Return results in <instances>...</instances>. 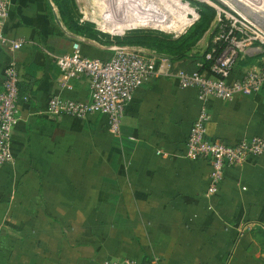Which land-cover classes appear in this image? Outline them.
<instances>
[{"label": "crops", "instance_id": "1", "mask_svg": "<svg viewBox=\"0 0 264 264\" xmlns=\"http://www.w3.org/2000/svg\"><path fill=\"white\" fill-rule=\"evenodd\" d=\"M3 32L24 45L12 54L0 49V81L13 59L27 101L18 104L13 160L0 166V264L123 257L141 264H264V154L226 170L214 195L207 194L208 163L185 157L202 108L209 140L264 139V86L202 103L197 89L157 75L133 92L113 134L104 116L52 118L46 106L52 96L86 101L89 94L84 79L60 87L51 54H65L77 41L83 55L106 60L117 39L71 33L52 0H11ZM256 47L262 46L238 59L230 81L264 58V47ZM170 64L172 71L196 69L189 59Z\"/></svg>", "mask_w": 264, "mask_h": 264}, {"label": "built area", "instance_id": "2", "mask_svg": "<svg viewBox=\"0 0 264 264\" xmlns=\"http://www.w3.org/2000/svg\"><path fill=\"white\" fill-rule=\"evenodd\" d=\"M10 4L11 0H0V49L12 54L24 45V41L3 32ZM235 14L218 10V23L211 38L212 47L206 55L211 65L201 72L172 71L166 57L139 46H115L108 59H96L83 55L79 42H73L67 53L51 54V57L58 70L60 87L69 89L71 81L84 79L89 86L88 99L73 101L52 96L47 102L46 113L52 118L72 117L78 120L98 114L107 119L110 131L118 134L124 108L132 99L133 92L157 75L174 78L179 88L197 89L198 99L202 103L209 99L231 101L235 95L260 91L264 86V58L247 67L238 80H229L238 59L244 58L248 49L253 48L256 43L264 47L259 33L251 29L246 20V23H242ZM262 47H256V52L261 51ZM198 67L201 65L198 64ZM18 82V65L11 59L4 68L0 81V166L13 160L10 145L17 122L18 104L20 101H27L26 96L19 95ZM208 120V114L202 108L190 129L185 157L191 161L205 160L208 163L207 194L214 195L226 170L240 167L249 158L264 154V139L245 138L236 145L209 140ZM101 264L141 263L123 257L106 259Z\"/></svg>", "mask_w": 264, "mask_h": 264}, {"label": "rangeland", "instance_id": "3", "mask_svg": "<svg viewBox=\"0 0 264 264\" xmlns=\"http://www.w3.org/2000/svg\"><path fill=\"white\" fill-rule=\"evenodd\" d=\"M72 2L73 5L65 6L66 13L72 17L78 29L87 33H100L102 36H98V40L104 37L108 41L109 38L121 39L124 35H152L163 38L165 43H171L186 36L199 22L208 23V27L215 32L219 18L218 10H221L236 13L242 23H246V20V24L255 29L264 41V0H103L107 16L103 23L98 25L89 21L83 14L92 6L91 0ZM195 3L210 8L209 16H206V13L198 16V12L192 7ZM204 18L208 19L203 21ZM167 20L176 21L175 23L180 25L173 26ZM184 26L187 28L181 29ZM205 37L206 34L202 38ZM111 41L116 46H123L119 45L118 41Z\"/></svg>", "mask_w": 264, "mask_h": 264}, {"label": "trees", "instance_id": "4", "mask_svg": "<svg viewBox=\"0 0 264 264\" xmlns=\"http://www.w3.org/2000/svg\"><path fill=\"white\" fill-rule=\"evenodd\" d=\"M58 9L59 16L63 26L73 34L84 36L92 40H98L101 37L98 32H85L78 29L76 23L73 22L72 17L66 13V7L73 5L72 0H52ZM191 7V6H190ZM200 16L206 13L209 16L210 8L201 3H195L192 6ZM198 15V16H199ZM201 19V17H200ZM208 18H204L205 21ZM209 28V29H208ZM206 37L203 39V35ZM214 34V29L208 27V23L199 22L190 32L178 41L165 43L163 38H158L152 35H124L121 39H117L119 45L123 46H140L154 51L158 56L169 58L171 62L183 59H189L195 63L196 69L193 71H205L209 69L211 61L206 59L212 44L211 38ZM198 64L201 67H198ZM191 71V72H193Z\"/></svg>", "mask_w": 264, "mask_h": 264}, {"label": "bare ground", "instance_id": "5", "mask_svg": "<svg viewBox=\"0 0 264 264\" xmlns=\"http://www.w3.org/2000/svg\"><path fill=\"white\" fill-rule=\"evenodd\" d=\"M91 2H92V6L90 7V9H88L87 11H85V12H83V14L85 15V17L89 20V21H91V22H93V23H95V24H101V23H103V20L106 18V16H107V13H106V8H105V3L103 2V0H91ZM84 3V2H83ZM82 3V4H83ZM86 4V3H85ZM84 5V4H83ZM168 21V20H167ZM169 23H171L173 26H174V24H176V25H180V23L179 24H177V23H175V22H172V20H169L168 21ZM170 25V24H169ZM120 26V25H119ZM172 26V27H173ZM117 27V26H116ZM171 27V28H172ZM180 28V27H179ZM185 28H187L186 26H184L183 28H181V29H185ZM173 29V28H172ZM174 32H176V30L174 31Z\"/></svg>", "mask_w": 264, "mask_h": 264}]
</instances>
